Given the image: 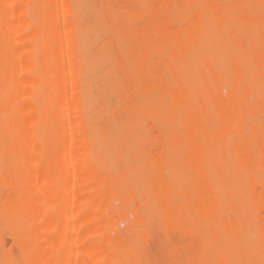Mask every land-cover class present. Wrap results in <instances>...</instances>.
<instances>
[{"label":"bare ground","instance_id":"obj_1","mask_svg":"<svg viewBox=\"0 0 264 264\" xmlns=\"http://www.w3.org/2000/svg\"><path fill=\"white\" fill-rule=\"evenodd\" d=\"M263 210L264 0H0V264H264Z\"/></svg>","mask_w":264,"mask_h":264},{"label":"rangeland","instance_id":"obj_2","mask_svg":"<svg viewBox=\"0 0 264 264\" xmlns=\"http://www.w3.org/2000/svg\"><path fill=\"white\" fill-rule=\"evenodd\" d=\"M261 219L264 221V210L263 211H261ZM138 238H139V236L138 235H136V236H134V237H132L130 240H129V244L130 245H132V244H135L136 242H137V240H138ZM258 261V260H257ZM257 261H254V262H252L251 264H259V261L257 262ZM262 261V260H261ZM261 263V262H260ZM262 264V263H261Z\"/></svg>","mask_w":264,"mask_h":264},{"label":"snow or ice","instance_id":"obj_3","mask_svg":"<svg viewBox=\"0 0 264 264\" xmlns=\"http://www.w3.org/2000/svg\"><path fill=\"white\" fill-rule=\"evenodd\" d=\"M134 206V205H133Z\"/></svg>","mask_w":264,"mask_h":264}]
</instances>
